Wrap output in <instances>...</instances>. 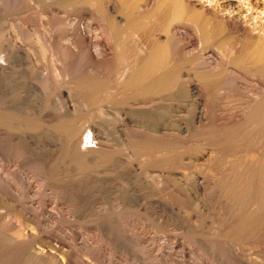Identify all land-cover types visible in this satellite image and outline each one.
<instances>
[{
  "label": "rangeland",
  "instance_id": "374dc122",
  "mask_svg": "<svg viewBox=\"0 0 264 264\" xmlns=\"http://www.w3.org/2000/svg\"><path fill=\"white\" fill-rule=\"evenodd\" d=\"M252 2L259 9L240 3V15L264 12ZM225 3L236 2L214 0L231 13ZM45 7L0 0V264H264V202L252 190L242 204L221 194L263 147L232 129L252 81L204 95L199 128L174 101L87 107L76 83L94 76L90 60L68 51L63 17ZM94 67L99 76L110 64Z\"/></svg>",
  "mask_w": 264,
  "mask_h": 264
},
{
  "label": "bare ground",
  "instance_id": "6f19581e",
  "mask_svg": "<svg viewBox=\"0 0 264 264\" xmlns=\"http://www.w3.org/2000/svg\"><path fill=\"white\" fill-rule=\"evenodd\" d=\"M36 1L59 13L60 18L63 17L60 27H63L65 31L62 30L65 33L63 35L66 36H63L66 41L64 46L69 50L63 47L68 51L81 50L80 52L86 54L90 64L83 68L87 72L95 76L94 64L98 61H107L110 64L108 70L105 66L103 69L106 71L102 73V70L100 74L98 73L99 76L96 73L95 77L92 76L89 79H84V77V80L81 78L83 81L78 80L79 82L76 83L78 91H81L87 98L85 101L82 95L84 102L89 104L87 107L99 101L102 105L104 104L102 102L108 103L112 100L114 102H136V105L137 102H146L150 105L154 102L155 105H161L166 101H174L177 108L180 106L184 111H191L190 120L186 123L187 127L199 128L204 114L202 106L204 95L213 96L214 93L225 90V85L227 87L236 80L252 81V88L246 90V100H243V103L240 100L241 105L237 106L242 112L241 119L232 129H246L241 132L243 139L250 138L256 132L253 136L256 135L260 139L263 147L259 156L250 158L249 166L242 165L239 172L227 174L230 175L227 178L229 181L221 194L226 198H238L236 200L242 204L246 198L245 193L248 194L247 191L252 190L258 194V203L264 202V183L262 187L257 186V182L264 179L263 11L256 10V14L250 16L252 19L255 15H260V19H263L261 25L259 22L258 25H254L240 20V18H246L243 10L248 11L252 6L245 3L247 0H242L243 2L230 0L236 3L223 4L233 9L232 14L224 8L216 7L214 0L212 5L209 0ZM240 3L245 4L242 10L244 14L241 15L239 8L244 4ZM256 4L258 5V2ZM254 6L253 4L252 7ZM251 9L255 11L259 8ZM248 17L246 19L252 22L253 19ZM180 42L183 47L185 46V49L182 47L184 52L181 54L179 52ZM65 89L68 92L69 88L67 90L65 86ZM244 91L242 90L243 94ZM116 102L114 107H116ZM154 103L152 105L156 107ZM129 106L132 107L130 104ZM162 107L164 106L160 108ZM69 125L68 120H60L55 123L54 127L69 128ZM250 177L256 178V184H252L253 186L248 181ZM241 219L239 227L243 228L251 222L252 216L249 214ZM43 259V264H57L54 259L49 260L47 255Z\"/></svg>",
  "mask_w": 264,
  "mask_h": 264
}]
</instances>
